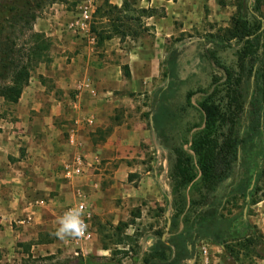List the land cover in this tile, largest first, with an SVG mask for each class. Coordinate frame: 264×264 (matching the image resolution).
I'll use <instances>...</instances> for the list:
<instances>
[{
	"label": "crops",
	"instance_id": "0c3cea01",
	"mask_svg": "<svg viewBox=\"0 0 264 264\" xmlns=\"http://www.w3.org/2000/svg\"><path fill=\"white\" fill-rule=\"evenodd\" d=\"M78 1L54 3L38 17L34 30L49 39L47 56L32 71L19 102L8 104V113L0 106V264L21 262L26 256L24 246L35 258L34 250L46 256L64 245L69 248L67 241L72 237L62 239L56 232L66 208L81 192L79 184L90 178L88 173L98 162L92 150L106 148L115 155L113 160H131L136 156L129 150L131 145L139 148L137 144L150 143L144 115L148 106L140 109V97L150 93L149 81L158 77L166 41L192 27L194 6L219 5L217 0H127L136 10H151V16L141 19L143 34L114 35L98 45L94 33L92 41L69 28L78 17ZM105 1L118 8L124 3L100 0L98 8ZM112 18L104 17L100 24L107 25ZM88 81L96 96L86 87ZM74 130L81 146L69 143ZM100 133L105 134V144L95 147L92 137ZM77 153L85 157V173L70 177ZM133 167L123 163L115 178L125 170L136 171ZM89 202L95 216L91 198ZM169 228L167 222L163 240ZM95 235L94 241L96 231ZM202 242L209 250H222ZM92 243L84 249L93 251Z\"/></svg>",
	"mask_w": 264,
	"mask_h": 264
},
{
	"label": "trees",
	"instance_id": "16d2710c",
	"mask_svg": "<svg viewBox=\"0 0 264 264\" xmlns=\"http://www.w3.org/2000/svg\"><path fill=\"white\" fill-rule=\"evenodd\" d=\"M56 1L0 0V97L8 104L19 102L35 65L47 56L50 43L44 34L34 30V25L41 10ZM249 1L241 0V6L237 7L240 17L232 18L237 29L244 26L235 52L237 68L225 67L224 81L214 77L215 89L200 102L202 122L193 125L197 132L191 140L185 138L184 144H173L167 133L168 121L174 115L171 86L153 94L154 131L176 156L170 173L175 214L171 216L166 239H162L163 233L152 237L147 252L142 257L136 254V264H184L197 255L202 241L222 249V264H231L228 260H235L234 256L254 243H260L256 256L264 260V237L251 235L252 226L243 212L233 219L225 215L227 206L239 197L244 199V207L255 202L257 188L249 189L252 181H260L264 174V12L260 10L264 0L251 4ZM243 10L254 19L252 27L245 25ZM114 13L111 23L100 24V19ZM148 16L150 9L136 10L127 0L122 8L105 1L94 14L91 31L97 36L98 45H102L114 35L124 38L131 33L124 17L141 25V19ZM209 53V58H216L215 51ZM176 58L175 50L163 61L164 76L171 80L175 77ZM193 95V91L187 94L188 101ZM188 144L192 153L184 148ZM188 189L197 196L189 198ZM122 226L127 224L117 228ZM133 238L136 236L125 235L116 244L131 246L128 241ZM136 247L131 246L133 250ZM60 264H121V261L80 255Z\"/></svg>",
	"mask_w": 264,
	"mask_h": 264
},
{
	"label": "rangeland",
	"instance_id": "374dc122",
	"mask_svg": "<svg viewBox=\"0 0 264 264\" xmlns=\"http://www.w3.org/2000/svg\"><path fill=\"white\" fill-rule=\"evenodd\" d=\"M62 1L64 0H57L56 3ZM217 1L219 5L213 7L200 8L197 5L194 6L191 16L192 27L185 33L178 32L168 38L165 43V54L161 61L158 77L149 81L150 93H145L140 97V109H146L148 106V113L144 115L147 118L148 129L151 131L150 143L137 144L139 148L131 145L130 152H136L135 155L137 156L131 160L125 158L113 160L112 157L115 155L107 153L106 150L108 151V149L106 148L99 151L91 149L98 157V162L92 165V170L88 173L90 177L87 179L88 182L85 180L79 184L81 192L86 193L88 198H91L96 208L92 226L97 233V238L91 246L93 251L88 249L86 255L100 258L114 257L115 260L121 261V264H136L134 262L136 254L139 253L142 257L143 253H146L144 247L150 245L152 237H158V234L165 232L168 219L175 214V209L172 206L173 182L170 173L176 156L164 146L154 131L151 114L152 97L157 89L171 86V107L174 115L168 121L167 133L172 137L171 143L173 144H184L185 138L191 140L197 132V129H192L193 125L202 122L203 113L200 110V102L215 89L214 77H219L221 81H224L226 78L224 68H237L235 52L240 44L238 36L244 33V26L241 25L237 29L232 19L233 17H240L241 11L237 7L241 6V0ZM253 2L254 0L249 1L250 4ZM49 7L51 5L47 4L41 10L40 16ZM260 10L264 12V6ZM242 15L247 21L245 25L248 28L252 27L255 23L254 19L246 10H243ZM114 16L116 14L111 15V17ZM123 20L125 25L130 28V32L143 34V28L138 22L126 17ZM175 50L177 51L175 77L171 80L164 76L163 61L167 55ZM209 51H215V59L209 58ZM39 63L35 65V68ZM190 91H193L194 95L188 101L187 94ZM3 101L0 97V106L4 108L3 112L8 113V103L5 104ZM104 136V133H100L92 137L95 147L97 144L104 146ZM184 148L192 153L190 144L184 145ZM123 163L134 166L136 171L125 170L118 173V177L115 178L117 170ZM262 167L264 170V164ZM149 169L151 171L147 175ZM254 188H257L255 202L244 207V199L239 197L237 201L227 206L225 215L229 219H233L242 212L245 215L247 208L244 219L252 226L251 235L264 237V174L260 181L256 182L255 180ZM186 193L189 198L193 195L197 196V194L192 193V189H188ZM136 214L140 218L135 219ZM128 223L132 225L117 228L120 224L126 225ZM125 235L136 236V239L133 238V241L128 242L132 247L137 245L140 248L136 247V250H133L129 245L116 244ZM99 247L107 248L108 253L103 254L98 251ZM260 247V243L251 244L248 249H244L245 251L242 250L237 256H234L235 260H228V263L264 264V260L256 256V250ZM21 250L26 256L16 264H60L76 257L73 251L65 245L64 248L46 256H42L41 253L34 250L36 258L27 252V246ZM124 251H128L129 255L125 256ZM210 251L208 259L198 251L194 264H222L223 251L213 247L210 248ZM50 255L54 258L46 260V257ZM190 262L186 261L184 264H190Z\"/></svg>",
	"mask_w": 264,
	"mask_h": 264
},
{
	"label": "built area",
	"instance_id": "2783aa9c",
	"mask_svg": "<svg viewBox=\"0 0 264 264\" xmlns=\"http://www.w3.org/2000/svg\"><path fill=\"white\" fill-rule=\"evenodd\" d=\"M99 1L100 0H79L76 5L78 17L69 25V28L74 30L77 34L86 35L87 37L91 38L92 41H95L94 34L91 31L92 21L94 14L98 9ZM89 83L90 81L86 82V87L89 89L92 96H96V90L90 87L91 84ZM88 123L93 124V120H89ZM69 143L74 147L81 146V143L77 138L76 130L71 133ZM85 167V157L82 153H77V155L74 157L71 169L69 168L68 174L70 177H81L85 173ZM73 208L80 209L82 211L81 218L86 224V228L83 235L79 237H72L70 240H68L67 246L72 249L73 254L76 257L80 255L86 256L87 252L84 249V245L92 243L96 237L92 226L94 214L86 193L79 192L75 201L66 208L64 214ZM202 243L198 245V250L201 255L208 259V255L210 254L209 247Z\"/></svg>",
	"mask_w": 264,
	"mask_h": 264
},
{
	"label": "clouds",
	"instance_id": "9594fccd",
	"mask_svg": "<svg viewBox=\"0 0 264 264\" xmlns=\"http://www.w3.org/2000/svg\"><path fill=\"white\" fill-rule=\"evenodd\" d=\"M83 207V206H81ZM82 211L80 209H70L60 219V227L56 235L60 238L79 237L84 234L86 224L82 220Z\"/></svg>",
	"mask_w": 264,
	"mask_h": 264
},
{
	"label": "water",
	"instance_id": "95a60500",
	"mask_svg": "<svg viewBox=\"0 0 264 264\" xmlns=\"http://www.w3.org/2000/svg\"><path fill=\"white\" fill-rule=\"evenodd\" d=\"M254 184H255V179H254V181H253V183H252V185H251V187H250V190L253 189ZM247 199L249 200L250 197L248 196ZM246 211H247V208L245 209V215H244L245 217H246ZM170 226H171V220L168 221V227H170ZM195 259H196V256L191 260L190 264H194Z\"/></svg>",
	"mask_w": 264,
	"mask_h": 264
}]
</instances>
